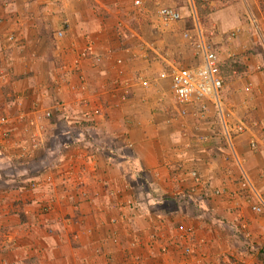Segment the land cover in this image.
I'll return each mask as SVG.
<instances>
[{"label": "crops", "instance_id": "0c3cea01", "mask_svg": "<svg viewBox=\"0 0 264 264\" xmlns=\"http://www.w3.org/2000/svg\"><path fill=\"white\" fill-rule=\"evenodd\" d=\"M182 1L0 0V264H264V215L245 203L231 146L209 113L193 123L154 84L193 51ZM159 5L183 19L163 24ZM243 94L233 145L264 197V90ZM181 224L194 229L189 256Z\"/></svg>", "mask_w": 264, "mask_h": 264}, {"label": "rangeland", "instance_id": "374dc122", "mask_svg": "<svg viewBox=\"0 0 264 264\" xmlns=\"http://www.w3.org/2000/svg\"><path fill=\"white\" fill-rule=\"evenodd\" d=\"M196 4L198 19L205 37L216 50L220 59L221 71L224 79L222 100L225 110L230 113L232 112V118L230 119V124L234 126L232 135L238 136L239 134H242V131L239 129L241 127H238V119L246 116L239 110L240 106L242 107L244 105L243 101H248V98L243 94L244 91L249 92L252 89L254 91L256 89L264 90V74L256 76V73L254 72L255 70H257V72H264V0H208V2L205 3L196 1ZM159 6L161 7L164 5ZM182 6L185 8L184 11L187 10L186 6L190 9L189 3L185 2V0L182 1ZM193 26V20L191 23L189 22V24H187V28ZM251 45L252 48L250 50L245 49ZM258 47L260 48L259 52L257 50ZM261 48L263 53H260L262 52ZM249 51H252V53L250 54ZM179 58L173 66L184 67L192 65L194 63L192 48H180ZM244 60L248 61V64L252 67L251 77L250 75H247L249 74L248 72L247 74L246 72L239 73V67H246ZM163 65L164 67L161 65L154 70V73L152 72L154 78L158 76L157 78L161 79L158 75L160 73L159 70L165 68L163 69V72H167L172 69V65L169 63ZM249 65L247 66L250 69ZM162 80L160 82H154L156 87L158 86L161 90L167 89L173 92L170 80ZM247 105H249V103ZM207 107L209 116L204 124H211L213 130L217 128V136H219L225 145L224 149L226 150V138L216 115L215 106L210 103ZM187 110L192 114L193 123L201 120L198 114H196V112H198L197 106L191 105ZM204 116H202V118ZM205 118H207V115ZM1 119L2 118H0V121ZM7 120L8 119L0 122L1 139L7 133V130H4L5 125H7ZM6 148L5 142H0V152L2 157H5V154L7 155L8 153ZM11 154H14V152ZM12 163L13 164L11 165L13 166L16 162ZM2 164L4 166V171H10V164L8 162H2ZM4 179H6L5 175L0 176V186L8 184ZM179 196H182V198H180L181 201L186 202L187 204L191 202V199L189 200L188 196H186V198L184 195ZM193 199H195V201L197 200L196 198Z\"/></svg>", "mask_w": 264, "mask_h": 264}, {"label": "built area", "instance_id": "2783aa9c", "mask_svg": "<svg viewBox=\"0 0 264 264\" xmlns=\"http://www.w3.org/2000/svg\"><path fill=\"white\" fill-rule=\"evenodd\" d=\"M196 1L208 2V0H189L191 15L195 21V27L193 30H187L185 38H188L193 47L194 63L189 66L175 67L172 65V69L161 74L162 79H170L172 83L173 93L178 107L182 109V113L188 114V107L195 105L198 107L196 114H202L206 116L208 113V105L211 103L215 106L216 114L219 123L222 127L223 134L226 141L229 143L232 149L236 163L240 169L239 184L241 192L244 193L245 203L251 207V209L259 214L264 215V197L258 191L248 172L245 170L243 163L238 158L237 152L233 145V135L230 126V119L232 118V112H228L224 108L222 100V92L224 89V79L221 71V63L218 53L213 46L207 41L204 31L202 30L199 19L198 11L196 8ZM138 6L141 5V1H136ZM158 19L165 25H171L173 23L180 22L183 19L182 14L176 9L168 6H161L156 13ZM64 32H60L59 36L62 37ZM90 48H86L79 52V57L85 59L90 53ZM79 61H77V64ZM145 88L150 86V82L146 79L140 80ZM47 117H51L52 113L47 112L44 114ZM3 121V120H1ZM0 121V122H1ZM241 131L244 127L239 128ZM252 148H255V144H251ZM191 177L195 182V186L202 184V177L198 171H192ZM188 199L193 200L196 193V189L190 191ZM215 196L226 195L225 189H217L213 193ZM175 242L180 245L183 254L186 256L194 253V247L191 245V240L194 235V229L187 225L181 224L177 226L175 233ZM163 253H168V248H162Z\"/></svg>", "mask_w": 264, "mask_h": 264}, {"label": "trees", "instance_id": "16d2710c", "mask_svg": "<svg viewBox=\"0 0 264 264\" xmlns=\"http://www.w3.org/2000/svg\"><path fill=\"white\" fill-rule=\"evenodd\" d=\"M246 72V67L242 66V67H239V73H244ZM188 196V195H186Z\"/></svg>", "mask_w": 264, "mask_h": 264}]
</instances>
